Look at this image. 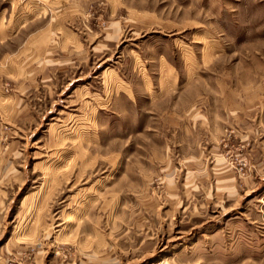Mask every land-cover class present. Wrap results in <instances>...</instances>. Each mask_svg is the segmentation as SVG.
Segmentation results:
<instances>
[{
    "label": "rangeland",
    "instance_id": "374dc122",
    "mask_svg": "<svg viewBox=\"0 0 264 264\" xmlns=\"http://www.w3.org/2000/svg\"><path fill=\"white\" fill-rule=\"evenodd\" d=\"M0 264H264V0H0Z\"/></svg>",
    "mask_w": 264,
    "mask_h": 264
}]
</instances>
